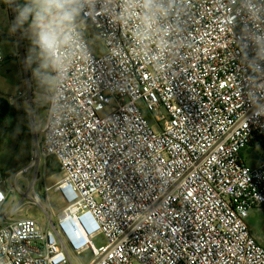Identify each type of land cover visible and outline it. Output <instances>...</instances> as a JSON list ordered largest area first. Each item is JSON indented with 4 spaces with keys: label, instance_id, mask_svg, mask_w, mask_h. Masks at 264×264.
Wrapping results in <instances>:
<instances>
[{
    "label": "built area",
    "instance_id": "built-area-1",
    "mask_svg": "<svg viewBox=\"0 0 264 264\" xmlns=\"http://www.w3.org/2000/svg\"><path fill=\"white\" fill-rule=\"evenodd\" d=\"M19 1L0 0L17 59L28 42L40 50L16 23ZM163 4L166 14L149 22L142 0H84L73 38L51 56L39 130L24 68L23 88L6 97L12 108L28 106L37 130L19 174L54 158L66 206L47 225L15 219L0 185V264H73L72 254L87 251L86 264H264L247 223L264 206V164L240 156L264 137V0ZM30 199L41 204L33 186ZM96 235L106 243L96 247Z\"/></svg>",
    "mask_w": 264,
    "mask_h": 264
},
{
    "label": "rangeland",
    "instance_id": "rangeland-1",
    "mask_svg": "<svg viewBox=\"0 0 264 264\" xmlns=\"http://www.w3.org/2000/svg\"><path fill=\"white\" fill-rule=\"evenodd\" d=\"M26 3L28 0H21L20 6ZM25 25L29 26V23ZM29 33L35 36L31 28ZM13 34L11 13L6 3L0 2V45L4 57L0 68V95L6 98L19 92L24 85V68L28 69L38 94L40 125L38 126L37 123L36 129L39 130L44 125L47 114V104L43 95L54 86L53 67L48 65L44 56L38 53L30 42L22 57L19 59L13 57L17 50ZM85 36L97 55L105 53L104 42L98 34L88 32ZM25 106L28 109V106ZM26 108L23 105L13 108L14 116L11 123L8 125L3 122L0 125V185L9 192L3 211L15 219L32 217L43 225H47L49 218L51 217L55 222L66 206L65 200L55 189V185L61 179V173L57 161L54 158H48L41 160L37 168L19 174V171L30 163L37 132L27 115ZM23 115L24 117H21ZM4 129L6 130L2 134ZM262 156H264V146L261 143L255 142L244 149V157L251 164L258 163ZM32 186L41 198V204L36 205L31 201ZM4 212L0 214V218ZM251 223L261 236V244L264 247V211L259 216L252 214ZM93 243L96 247H100L106 243V240L102 235H96ZM71 258L73 264H86L92 255L87 251L81 255L72 254Z\"/></svg>",
    "mask_w": 264,
    "mask_h": 264
},
{
    "label": "clouds",
    "instance_id": "clouds-1",
    "mask_svg": "<svg viewBox=\"0 0 264 264\" xmlns=\"http://www.w3.org/2000/svg\"><path fill=\"white\" fill-rule=\"evenodd\" d=\"M83 4L84 0H28L18 6L15 20L18 25L29 23L36 36L34 43L48 58L73 38L69 28ZM142 6L149 22L156 13L164 15L167 12L163 0H142Z\"/></svg>",
    "mask_w": 264,
    "mask_h": 264
},
{
    "label": "trees",
    "instance_id": "trees-1",
    "mask_svg": "<svg viewBox=\"0 0 264 264\" xmlns=\"http://www.w3.org/2000/svg\"><path fill=\"white\" fill-rule=\"evenodd\" d=\"M36 50L38 53H40L44 56L48 65L53 67L51 57L46 58L45 55L40 50H38L37 48H36ZM12 110L14 111L12 106H10L7 98L0 95V125L3 124V122H6L8 125L11 123V120L14 116V112ZM21 117H24V115ZM5 130L6 129L3 130L2 134L5 132ZM255 142H259L264 146V137L257 139L256 141L249 144V146H252Z\"/></svg>",
    "mask_w": 264,
    "mask_h": 264
},
{
    "label": "crops",
    "instance_id": "crops-1",
    "mask_svg": "<svg viewBox=\"0 0 264 264\" xmlns=\"http://www.w3.org/2000/svg\"><path fill=\"white\" fill-rule=\"evenodd\" d=\"M19 2H20V4H21V0H20ZM24 25H25V24H24ZM25 26H26V25H25ZM27 27H28L29 30H30V27H29V26H27ZM24 107L26 108V106H24ZM26 110H27V108H26ZM27 115H28V113H27ZM258 143H259V142H258ZM240 156H241V159L243 160V162H244L245 164H247L248 166L252 167V168L257 167V166H259L260 164H264V156H262V157L259 159L258 163H252V164L249 163V162L245 159V157H244V150L241 152ZM263 211H264V206H262V207H258V208H253V209H251V210L249 211V216H248V219H247V223H248V226H249L250 232H251L252 236L256 239V241H257L260 245H262V244H261V236H259V233H258L257 231H255L254 226H253L252 223H251V216H252V214H253L254 216H259V215H261V214L263 213Z\"/></svg>",
    "mask_w": 264,
    "mask_h": 264
}]
</instances>
